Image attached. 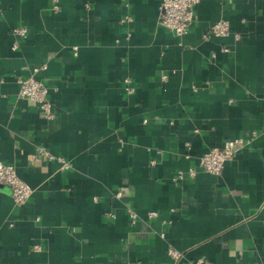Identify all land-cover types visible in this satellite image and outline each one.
I'll return each instance as SVG.
<instances>
[{
  "label": "crops",
  "instance_id": "crops-1",
  "mask_svg": "<svg viewBox=\"0 0 264 264\" xmlns=\"http://www.w3.org/2000/svg\"><path fill=\"white\" fill-rule=\"evenodd\" d=\"M161 5L0 0V160L33 189L0 182V264H264V0H201L181 36ZM32 74L52 117L20 95Z\"/></svg>",
  "mask_w": 264,
  "mask_h": 264
},
{
  "label": "built area",
  "instance_id": "built-area-1",
  "mask_svg": "<svg viewBox=\"0 0 264 264\" xmlns=\"http://www.w3.org/2000/svg\"><path fill=\"white\" fill-rule=\"evenodd\" d=\"M201 0H162V13L160 23L162 26L171 29L177 35L186 34L195 17V10L197 4ZM210 33L217 36H228L231 34L230 24L227 20H221L210 28ZM15 36L13 48L20 46L22 39L27 34L26 27H16L13 29ZM238 37V34H237ZM224 52H228L229 48L224 47ZM215 56V53H213ZM45 68V66H43ZM37 68L35 72H37ZM20 85V95L33 100L40 106L43 113L52 117V102L49 99L50 88L41 79L33 74L25 78H17ZM127 82L130 80L127 79ZM250 139L242 137L228 139L222 146L213 147L206 151L200 158L199 166L207 172L219 174L224 168L227 161H229L234 154L247 143ZM198 173V167L190 169V176L194 177ZM176 179L184 178L182 171L177 173ZM0 182H5L11 185L12 195L17 203L26 202L32 194V186L22 179L13 164H7L0 160ZM119 194V193H118ZM133 213V212H132ZM134 215V213L132 214ZM35 249H41V245L36 244ZM171 255L174 260L182 258L181 253L177 250H172ZM50 264V263H40ZM193 264H211L207 259L200 257L193 261Z\"/></svg>",
  "mask_w": 264,
  "mask_h": 264
}]
</instances>
